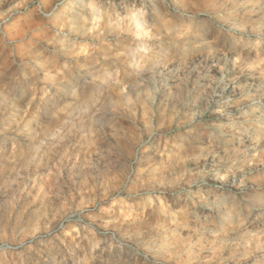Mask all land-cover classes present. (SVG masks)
<instances>
[{
    "label": "rangeland",
    "instance_id": "obj_1",
    "mask_svg": "<svg viewBox=\"0 0 264 264\" xmlns=\"http://www.w3.org/2000/svg\"><path fill=\"white\" fill-rule=\"evenodd\" d=\"M5 125L0 264H264V0H0Z\"/></svg>",
    "mask_w": 264,
    "mask_h": 264
},
{
    "label": "bare ground",
    "instance_id": "obj_2",
    "mask_svg": "<svg viewBox=\"0 0 264 264\" xmlns=\"http://www.w3.org/2000/svg\"><path fill=\"white\" fill-rule=\"evenodd\" d=\"M81 2H84V0H81ZM74 5L73 6L72 5L71 6H68V10L70 11V13H68V11H67V13L64 12V10H65L64 7L62 9H60L56 13V18L57 17H61L63 15H67L69 17V21H68V26L69 27L76 26L79 23V21H80L81 15H83V13L80 12ZM65 6H67V5H65ZM87 9L89 11L91 10L92 12H95L96 11L94 9V7L90 3L87 4ZM143 11L144 10L139 9L137 11V13L131 14L128 17V21L132 25L133 29L135 30L134 31L135 34L139 38H141L143 40H148L149 39L148 30H147L146 25H145V13L146 12H143ZM74 12H77L78 14L77 13H74ZM140 51L144 52L145 51V48L143 46H140ZM65 88H68V87H65ZM221 127L224 128L223 125H221ZM0 128H2V129H0V134H2L1 135L2 137L0 136V145L1 146L2 145L4 146V143L6 142V139H7L6 136H7L8 132H10V126L9 125H5V126L0 127ZM242 132H244V130L242 128H238L237 135L234 138H230L231 140H229V142L231 144H234V145H237L238 146L239 139H240L239 137H240V134ZM21 133H25V132H21ZM200 143H203L204 144L205 142L204 141H200ZM196 146L199 147V148H202L201 147V144H198ZM211 196L214 198L212 200V206H211L212 207V211L215 214H217V215H222L223 213H225V211H227V210H226V202H225L224 196L222 194H220L218 196V194H216L215 192ZM45 258H44V260H41V263H47V262H49V260H48L49 258H46V259ZM50 262L52 264H66V259L60 258L59 254H57V252H55V256H53L52 259H50Z\"/></svg>",
    "mask_w": 264,
    "mask_h": 264
}]
</instances>
